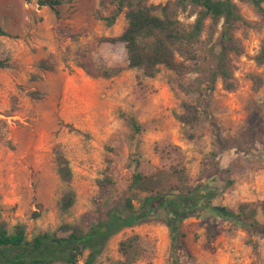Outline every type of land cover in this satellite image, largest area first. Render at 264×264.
<instances>
[{
  "label": "rangeland",
  "instance_id": "obj_1",
  "mask_svg": "<svg viewBox=\"0 0 264 264\" xmlns=\"http://www.w3.org/2000/svg\"><path fill=\"white\" fill-rule=\"evenodd\" d=\"M100 1L64 0L56 15L36 0H0V25L12 35L0 36V60L7 65L0 68L2 217L10 226L25 223L32 238L39 230L96 212L98 201L103 215L124 212L128 197L139 211L147 194L129 188L137 158L144 172L174 164L185 168L191 186L210 180L219 189L215 205L237 212L240 203H254L256 218L264 223V63L255 60L264 36V14L251 2L235 0L250 25L235 30L240 51L228 53L229 76L219 75L210 94H204L182 86L195 87L200 74L178 75L165 67L143 80L139 69H125L112 78L90 75L87 70L95 71L101 61L109 66L127 63L123 43L101 40L119 35L125 17L107 26L99 15L108 16L113 6L108 0L102 8ZM181 18L186 24L194 21ZM221 23L214 26L215 41ZM211 30L209 20L203 37ZM42 59L54 70L41 68ZM253 76L261 79L259 87ZM191 100H198L202 111L194 139L185 135L175 116L182 103ZM129 115L142 126L134 140ZM171 145L180 151L162 158V150ZM56 148L73 170L77 201L68 214L58 209L67 186L57 174ZM108 167L115 184L100 199L98 180ZM183 231L185 237L174 250L165 223L147 217L113 235L94 264H122L119 242L134 233L141 235L144 253L133 264H264L261 232L203 209L184 221ZM79 264H86L85 258Z\"/></svg>",
  "mask_w": 264,
  "mask_h": 264
},
{
  "label": "trees",
  "instance_id": "obj_2",
  "mask_svg": "<svg viewBox=\"0 0 264 264\" xmlns=\"http://www.w3.org/2000/svg\"><path fill=\"white\" fill-rule=\"evenodd\" d=\"M108 0H101L102 8L107 7ZM251 2L258 13L264 14V0H239ZM64 0H36L39 7H48L56 15ZM113 6L108 16L99 15L107 26H112L120 15H124L126 26L117 36H104V42L123 43L127 51V63L124 66H109L101 61L94 70H87L94 77L112 78L125 69L142 71L140 80L155 77L165 67L178 75L188 73L200 74L198 84L193 87L182 85L186 91L210 94L219 75L229 76L228 53L240 51L235 36L238 26L250 25L240 11L235 0H167L154 3L153 0H109ZM194 17L191 24L181 18ZM212 30L206 38L203 34L208 21ZM220 21L221 34L214 40V26ZM0 36L12 35L0 25ZM257 64L264 63V36L259 51L255 56ZM40 67L54 70L46 59L40 61ZM0 60V68L6 67ZM208 74V76H202ZM256 87L261 79L253 76ZM189 139L197 136L196 128L202 121V111L198 100L184 101L182 111L175 113ZM134 140L142 132V126L133 115L127 117ZM219 138V135H218ZM162 150V158L179 152L180 147L171 145ZM57 174L67 186L58 201L61 214H68L77 201V193L72 187L73 170L65 154L56 148ZM134 170L129 185L130 190L147 194L145 207L135 211L133 200L128 197L124 202V212L108 211L103 215V207L98 201L96 212L85 213L75 222H63L56 229L39 230L32 238L28 236L27 225L18 222L13 226L0 213V264H79L85 258L86 264H94L105 249L108 240L120 230L134 226L147 217L159 218L168 227L172 247L177 250L185 237L183 223L192 217L196 209L214 213L220 218L240 225L253 233L264 234V223L257 218L254 203H240L238 211L225 206L215 205L213 199L219 193L217 185L208 180L195 186L189 184V175L185 168L170 164L158 167L152 172L139 169L140 160L133 159ZM105 177L98 180L105 197L115 181L107 168ZM264 210V200L262 202ZM66 233L60 235V232ZM86 252H88L86 256ZM122 264L137 262L144 253L140 234L134 233L119 242ZM179 264V263H178Z\"/></svg>",
  "mask_w": 264,
  "mask_h": 264
}]
</instances>
